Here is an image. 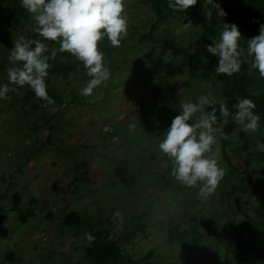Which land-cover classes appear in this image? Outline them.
I'll use <instances>...</instances> for the list:
<instances>
[{
  "label": "rangeland",
  "instance_id": "rangeland-1",
  "mask_svg": "<svg viewBox=\"0 0 264 264\" xmlns=\"http://www.w3.org/2000/svg\"><path fill=\"white\" fill-rule=\"evenodd\" d=\"M125 3L128 36L118 48L106 38L99 43L111 79L91 96L80 94L90 77L73 56L77 64L67 79L51 74L46 79L54 103L36 97L26 103V86L0 100V264H90L84 257L86 234L107 232L116 240L127 225L126 232H135L123 248L134 261L153 252L144 264H221L224 244L233 246L225 231L229 218L236 224L264 222V169L250 176L233 175L222 158L225 145V154L244 170L245 164L233 154L243 146L240 135L253 142L252 153L264 149V131L245 133L238 127L218 138L226 173L206 199L198 196V187H185L175 179L173 165L158 144L181 103L209 92L220 100L219 79L193 71L159 42L140 43L154 16L139 0ZM18 13L20 20L14 22ZM34 26L20 0H0V84L8 82L14 42L21 36L37 39L32 37ZM158 37L171 38L183 49L190 46L197 59L209 55L199 27L187 16L158 26L153 39ZM58 47L49 43L50 50ZM67 55L57 52L55 61L71 62ZM251 166L257 168L253 162ZM116 168L131 178L126 186ZM233 186L249 189L227 198ZM14 193L23 214L36 200L26 223L20 210L11 211ZM116 210L123 214L122 223L113 215ZM70 211L80 216L79 227L63 225ZM253 231L257 236H246L247 247L257 248L262 233L259 228ZM247 260L255 264L249 254Z\"/></svg>",
  "mask_w": 264,
  "mask_h": 264
},
{
  "label": "clouds",
  "instance_id": "clouds-1",
  "mask_svg": "<svg viewBox=\"0 0 264 264\" xmlns=\"http://www.w3.org/2000/svg\"><path fill=\"white\" fill-rule=\"evenodd\" d=\"M20 2L31 15L35 24L32 30L40 38L21 36L14 42L8 57L13 66L7 70L8 82L0 84V100L6 99L10 91L27 86L36 98L47 104L54 103L48 94L46 79L50 60L56 58L57 52L74 56L86 69L90 79L80 89L82 96H91L94 89L111 79L110 68L104 63V53L98 45L106 38L112 47L118 48L127 38L125 0ZM196 3L197 0H169L168 7L184 13ZM217 15L224 18L227 13L219 6ZM189 24L190 20L184 27ZM241 37L236 23L224 22L215 43L205 45L206 51L217 58L216 75L232 77L250 61L251 67L264 78V24L259 25L258 35L246 40V49L241 46ZM49 43L58 44V49L50 50ZM233 109H229L226 101L212 98L211 92L201 95L195 102L185 101L158 144L159 151L173 165L175 179L185 187H198V196L205 199L216 191L226 173L219 160L218 145V137H226L223 128L217 124L218 119L222 118L226 125L231 118L245 133L257 132L260 127L261 117L255 112L253 100L239 98ZM113 215L123 222L119 210ZM86 238L89 242L94 239L91 234H86Z\"/></svg>",
  "mask_w": 264,
  "mask_h": 264
},
{
  "label": "trees",
  "instance_id": "trees-1",
  "mask_svg": "<svg viewBox=\"0 0 264 264\" xmlns=\"http://www.w3.org/2000/svg\"><path fill=\"white\" fill-rule=\"evenodd\" d=\"M143 5H146L154 16V21L150 25L147 34L140 35V43L144 41L149 42H159L157 45L170 48L173 57L181 56L184 64L191 68L193 71H201L207 75H213L219 79L220 84V100L226 101L230 110L233 109V104L239 98L247 97L253 100L256 104L255 112L261 117V123L258 131H264V78L259 76V73L251 67V62L242 65L241 71L234 74L232 77L220 75L217 76L214 67L217 62V58L213 57L211 54L207 56L205 60H200L196 58V55L190 51V46L187 48H180L177 43L171 38L158 37V39H153V34L158 26L168 23L170 20L174 21L180 17L187 16L191 18L200 29V35L203 39L204 46L206 44L215 43L219 38V32L223 29L224 22L236 23L242 33L241 46L245 47L247 39L252 38L259 34V25L264 24V0H207L204 3L202 0H197L196 5L185 10L184 13L174 11L168 7L169 0H139ZM227 13L223 18L217 15L218 5ZM203 13H207V16H203ZM14 22L20 20L18 15L13 16ZM25 17V15H24ZM8 25V20L5 21ZM32 37L39 39L37 34L32 35ZM151 52H149L148 57ZM67 59H72V55H67ZM56 59V58H55ZM50 60L51 68L48 72L51 75H61L64 79L74 72L73 65L77 64L75 60L72 59L71 62L63 64L62 62L58 64L56 61ZM74 61V62H73ZM77 73V72H75ZM50 96V95H49ZM35 98L34 93L26 86L25 102H29L31 99ZM218 107V105H217ZM210 110V109H208ZM219 116V112H217ZM218 126L223 128L224 134H231L235 129L239 127L238 124L234 123L231 118H229L228 123L225 125L223 119L220 118L217 121ZM243 146L239 150L233 152L234 156L240 158L239 160L245 164L244 170L237 167L236 163L231 160L230 156L225 154L226 146L222 147V158L227 164L229 171L233 175H243L250 176V174L255 173L261 169H264V149L257 152L249 153L250 139L245 137V134L240 135ZM222 138V137H218ZM260 143L264 146V138L261 139ZM245 152V157L241 158V153ZM255 163L257 168L252 167L251 164ZM259 166V167H258ZM120 168V167H119ZM116 168L115 173L120 183L124 186L130 182V177L125 174L121 169ZM249 187H230L229 193L226 194L227 198L236 194L242 193L246 194ZM12 207L11 211L18 209L20 197L18 194L14 193L11 197ZM36 205V200H31L29 203L28 210L23 214L22 208H19L20 219L23 223H26L33 216V208ZM31 206V207H30ZM144 213L142 216H145ZM1 219V218H0ZM1 222V221H0ZM63 225L66 227H79L81 223V218L74 211L66 213L62 218ZM144 228L145 224H142L140 228ZM130 228L129 225L125 226V229L121 235L116 239H112L109 233L101 231H91L94 239L89 242V244L84 248V257L90 261V264H144L147 262L148 258L153 254L149 252L142 260L134 261L127 255L123 246H127L131 243V238L134 236L135 229L130 232H126V229ZM255 228L261 229L262 237L258 240V247L252 248L247 247V238L256 237L257 233L253 230ZM248 229V230H247ZM225 231L229 235L233 242V246L224 244L223 257L221 259V264H247L248 254L253 256L255 264H264V222L261 221H243L236 224L233 217L228 219V223L225 227ZM201 238V236L199 237ZM195 239V240H194ZM198 238H193V243H197ZM10 259V255H7V260ZM252 262V261H251Z\"/></svg>",
  "mask_w": 264,
  "mask_h": 264
}]
</instances>
